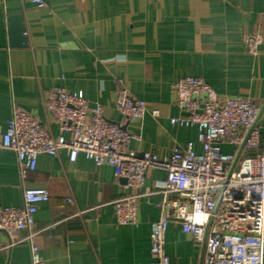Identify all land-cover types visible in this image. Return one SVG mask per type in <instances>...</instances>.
<instances>
[{
  "label": "crops",
  "instance_id": "1",
  "mask_svg": "<svg viewBox=\"0 0 264 264\" xmlns=\"http://www.w3.org/2000/svg\"><path fill=\"white\" fill-rule=\"evenodd\" d=\"M0 0V135L13 106L59 133L44 107V92L55 87L82 91L91 106L135 132L131 147L160 158L193 142L202 151L196 126L173 125L183 115L172 85L202 77L219 95H240L261 107L264 139V0ZM21 15L27 45L13 46L10 17ZM245 34H260L256 54ZM127 88L145 99L149 112L128 120L116 92ZM158 109L155 118L150 111ZM67 138L70 133L65 134ZM166 171L149 168L139 190L137 223L116 222L114 201L131 190L108 164L97 166L80 152L41 153L34 170L20 172L14 151L0 148V206H21L25 188L43 187L48 201L38 206L35 226L45 264H149L152 224L161 213ZM68 197L75 203L69 204ZM78 210L83 211L79 214ZM26 230L16 234L24 237ZM170 264H201L204 245L171 222L166 232ZM264 253V242L262 247ZM27 242L12 243L0 231V264H30Z\"/></svg>",
  "mask_w": 264,
  "mask_h": 264
},
{
  "label": "built area",
  "instance_id": "2",
  "mask_svg": "<svg viewBox=\"0 0 264 264\" xmlns=\"http://www.w3.org/2000/svg\"><path fill=\"white\" fill-rule=\"evenodd\" d=\"M45 6L44 0H33ZM247 51L256 54L263 41L260 34H245ZM183 115L171 118L173 125L196 126L202 151L193 142L160 158L150 151L131 147L135 132L109 120L101 105L91 106L82 91L55 87L44 92V107L58 123L59 133L28 111L13 106L0 148L16 153L20 172L26 176L36 168L41 153L57 155L70 150L75 161L80 152L97 166L110 165L131 192L114 201L116 222L137 223L139 190L149 168L166 171L161 183L164 199L161 213L152 224L149 264H170L166 253V232L171 222L197 243L204 245L201 264H264V139L259 119L261 107L240 95H219L202 77L186 76L172 85ZM115 103L128 120H142L149 112L145 99L127 88L116 92ZM151 115L158 118L160 111ZM66 133L71 137L67 138ZM47 188L23 191L21 206H0V231L12 243L27 242L31 263L45 264L37 242L35 214L48 201ZM67 202L74 204L73 197ZM81 214L83 211L78 210ZM26 230L24 237L16 234Z\"/></svg>",
  "mask_w": 264,
  "mask_h": 264
},
{
  "label": "water",
  "instance_id": "3",
  "mask_svg": "<svg viewBox=\"0 0 264 264\" xmlns=\"http://www.w3.org/2000/svg\"><path fill=\"white\" fill-rule=\"evenodd\" d=\"M9 25V34L11 44L13 46H26L27 45V36H26V27L23 22L21 15L11 16Z\"/></svg>",
  "mask_w": 264,
  "mask_h": 264
}]
</instances>
